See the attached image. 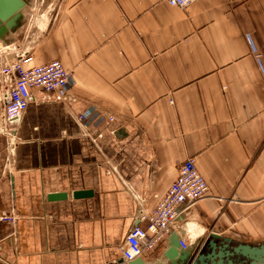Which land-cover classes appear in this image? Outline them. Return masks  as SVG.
Returning <instances> with one entry per match:
<instances>
[{
  "label": "crops",
  "instance_id": "obj_1",
  "mask_svg": "<svg viewBox=\"0 0 264 264\" xmlns=\"http://www.w3.org/2000/svg\"><path fill=\"white\" fill-rule=\"evenodd\" d=\"M37 7L0 48L60 60L74 100L30 102L11 163L0 135V215L18 218L0 221V264H119L140 199L153 211L190 157L210 186L186 215L196 240L263 243L264 0Z\"/></svg>",
  "mask_w": 264,
  "mask_h": 264
},
{
  "label": "built area",
  "instance_id": "obj_2",
  "mask_svg": "<svg viewBox=\"0 0 264 264\" xmlns=\"http://www.w3.org/2000/svg\"><path fill=\"white\" fill-rule=\"evenodd\" d=\"M167 2L187 9L196 0ZM1 48L4 51L0 52V135L7 140V162L11 163L18 141L17 126L29 103L61 101L66 104L74 98L69 93L71 74L60 60L41 65L29 64L30 57L20 46ZM86 119L85 115L78 116L83 123ZM209 195L210 186L198 170L195 158H188L179 167L168 191L163 195L154 194L158 204L153 211L146 210L144 199H140L134 223L121 246L123 261L127 263L155 252L167 244L173 233L180 235L182 248L196 241L195 229L186 215L198 201ZM17 219L14 211L0 215V221L11 224H15Z\"/></svg>",
  "mask_w": 264,
  "mask_h": 264
},
{
  "label": "water",
  "instance_id": "obj_3",
  "mask_svg": "<svg viewBox=\"0 0 264 264\" xmlns=\"http://www.w3.org/2000/svg\"><path fill=\"white\" fill-rule=\"evenodd\" d=\"M24 0H0V39H3L9 30L17 26L22 16ZM91 194L88 191H79L75 197ZM68 194L56 193L50 199H66ZM200 248V251H198ZM164 264H264V242L251 244L234 242L218 234H210L195 241L186 248H182L180 237L173 233L170 235L164 250ZM119 264H149L142 257L133 261Z\"/></svg>",
  "mask_w": 264,
  "mask_h": 264
},
{
  "label": "rangeland",
  "instance_id": "obj_4",
  "mask_svg": "<svg viewBox=\"0 0 264 264\" xmlns=\"http://www.w3.org/2000/svg\"><path fill=\"white\" fill-rule=\"evenodd\" d=\"M51 1L57 2V0H38V5L40 6L39 8L37 7V10H41L43 8H46L48 3ZM5 49V48H4ZM3 48H0V52H2ZM7 50V49H6ZM4 51V50H3ZM1 54V53H0Z\"/></svg>",
  "mask_w": 264,
  "mask_h": 264
},
{
  "label": "bare ground",
  "instance_id": "obj_5",
  "mask_svg": "<svg viewBox=\"0 0 264 264\" xmlns=\"http://www.w3.org/2000/svg\"><path fill=\"white\" fill-rule=\"evenodd\" d=\"M2 47H5V46H2ZM176 234H177V233H176ZM179 237H180V235H179ZM193 243H195V241H194ZM193 243H191V244H193ZM191 244H190V245H191ZM190 245H189V246H190ZM164 250H165V249H164ZM163 257H164V255H163ZM164 260L166 261L165 258H164ZM166 262H167V261H166Z\"/></svg>",
  "mask_w": 264,
  "mask_h": 264
}]
</instances>
